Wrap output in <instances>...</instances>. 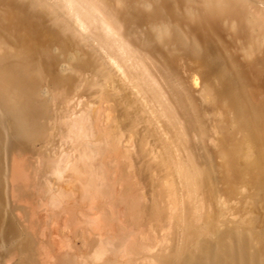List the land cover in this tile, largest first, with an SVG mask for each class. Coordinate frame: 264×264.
<instances>
[{
  "label": "bare ground",
  "instance_id": "bare-ground-1",
  "mask_svg": "<svg viewBox=\"0 0 264 264\" xmlns=\"http://www.w3.org/2000/svg\"><path fill=\"white\" fill-rule=\"evenodd\" d=\"M0 264H264V0H0Z\"/></svg>",
  "mask_w": 264,
  "mask_h": 264
},
{
  "label": "rangeland",
  "instance_id": "rangeland-1",
  "mask_svg": "<svg viewBox=\"0 0 264 264\" xmlns=\"http://www.w3.org/2000/svg\"><path fill=\"white\" fill-rule=\"evenodd\" d=\"M142 251V250H141ZM140 252V251H139Z\"/></svg>",
  "mask_w": 264,
  "mask_h": 264
}]
</instances>
